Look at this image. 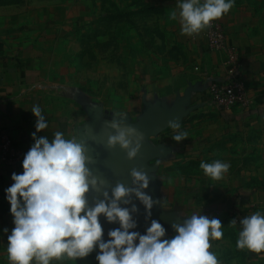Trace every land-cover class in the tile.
<instances>
[{
	"label": "crops",
	"instance_id": "obj_1",
	"mask_svg": "<svg viewBox=\"0 0 264 264\" xmlns=\"http://www.w3.org/2000/svg\"><path fill=\"white\" fill-rule=\"evenodd\" d=\"M128 6L142 4L144 7L162 8L166 14L179 12L180 0H119ZM106 0H0V138L6 137L19 150L27 153L34 144L32 133L36 132V117L31 112L38 105L46 117L48 128L36 132L37 138H53L56 131H62L66 138L78 136L85 115L80 110L68 111L51 89L59 87L57 73L62 70L58 59L66 56L64 44L69 28L80 27L92 20ZM222 26L227 42L236 49L240 59V78L245 88L248 104L229 110H220L213 104L208 85L213 81H225L227 57L221 52L209 51L205 46L204 30L195 36L182 35L199 65L200 79L196 91L191 94L195 109L187 118L201 117L200 125L194 131L204 128L205 133L192 135L176 143L171 139L174 131L159 133L149 139L152 147L164 148V156L149 162L155 166L151 174L156 181V200L161 204L152 210L168 213L182 224L194 211L188 212L184 205L186 198H171L160 172L163 168L178 169L181 160L198 154L204 145L226 134H241L264 128V0H234L230 12L216 20ZM178 27L181 29L179 19ZM174 23H172L173 25ZM74 31V30H72ZM178 93L165 83L149 84L145 90L148 102H160L170 106ZM140 99V114L143 104ZM136 111H138L136 109ZM139 114V115H140ZM138 113L135 117L139 116ZM130 117V116H129ZM86 120V119H85ZM84 120V123L86 122ZM132 122L135 120L130 118ZM181 122V123H182ZM195 124L196 122H192ZM180 124V123H179ZM191 124V123H190ZM187 126V125H186ZM170 128V127H169ZM186 129V128H185ZM23 161V160H22ZM22 161L0 168V264H9L7 259V237L14 228L10 204L6 199L9 186L14 183L13 173L22 174ZM175 175V174H174ZM249 178V177H248ZM240 178L236 193L215 206L214 215H224L226 222L238 218L235 228L241 230L240 221L259 211L264 214V184L254 186L250 179ZM177 174L173 186L180 185ZM244 182V183H243ZM170 186V185H169ZM178 193V191L176 192ZM173 203L172 207H168ZM151 210V211H152ZM8 231L5 232L4 230ZM233 229V228H232ZM170 234H166V237ZM264 254V253H261ZM53 264H98L91 256L80 260L54 261Z\"/></svg>",
	"mask_w": 264,
	"mask_h": 264
},
{
	"label": "clouds",
	"instance_id": "obj_2",
	"mask_svg": "<svg viewBox=\"0 0 264 264\" xmlns=\"http://www.w3.org/2000/svg\"><path fill=\"white\" fill-rule=\"evenodd\" d=\"M233 6L234 0H180L179 12L172 11L170 18L179 19L181 34L191 37L210 28ZM31 112L36 117V132L48 128L38 105ZM124 117L123 113H113L112 119L104 122L102 133L90 127L83 140L80 134L66 138L62 131H56L51 140L32 133L34 144L24 155L23 172L13 173L14 183L5 189L14 223L7 237L9 264L76 261L87 258L97 248L98 264H220L217 255L210 251L211 241L221 240L224 235L218 218L192 214L182 224H172L175 235L171 238H165L166 229L157 220H151L145 234L130 231L137 228L132 214L138 209L134 204L131 209L121 207V201L129 204L127 198L134 194L145 207L146 219L151 217L153 206L161 204L142 191L149 187L150 177L141 169L130 171L134 187L118 182L111 190V198L108 191H103L104 199L89 206V192H101L107 184L89 167L96 163L91 145L98 142V137H106L105 147L109 150L119 146L129 161L141 151L144 134L126 124ZM169 127L174 131L173 141L180 143L187 139L188 133L181 130L179 122L170 121ZM200 168L206 176L219 181L230 165L220 160L201 161ZM101 215L109 223L120 225L108 231L107 241ZM240 224L237 249L264 253V214L257 211ZM231 226H236L235 220Z\"/></svg>",
	"mask_w": 264,
	"mask_h": 264
},
{
	"label": "rangeland",
	"instance_id": "obj_3",
	"mask_svg": "<svg viewBox=\"0 0 264 264\" xmlns=\"http://www.w3.org/2000/svg\"><path fill=\"white\" fill-rule=\"evenodd\" d=\"M178 26L177 20L162 8L142 4L131 7L119 0H106L92 20L69 28V39L64 44L66 56L58 59L62 67L57 73L59 87L51 92L66 110H80L87 116L82 126L89 120L88 110L93 108H100L110 120L113 113L120 112L137 121L142 114L140 99L143 104L149 84L165 83L182 96L188 87L200 83L199 65ZM137 113L140 115L135 117ZM200 120L199 116L184 120L181 130H190L192 135L205 133L203 127L193 130ZM172 131L170 127L162 134ZM178 160V169L163 168L160 178H165L163 183L174 201L176 197L190 201L181 204L188 212L220 219L224 235L221 240L211 241L210 249L220 264H264V254L237 249V228L231 222L225 223L223 214L215 216L213 211L227 194L232 197L236 193L240 178L245 182L249 177L253 186L257 183L255 187L264 184V128L220 136L186 162ZM215 160L230 165L219 181L206 176L200 168L201 161ZM174 174L179 183L182 180L180 185L173 186ZM233 220L238 223V218ZM167 234L170 235L165 238H171L175 232Z\"/></svg>",
	"mask_w": 264,
	"mask_h": 264
},
{
	"label": "water",
	"instance_id": "obj_4",
	"mask_svg": "<svg viewBox=\"0 0 264 264\" xmlns=\"http://www.w3.org/2000/svg\"><path fill=\"white\" fill-rule=\"evenodd\" d=\"M196 89V86L188 87L182 96H176L170 106L163 105L160 102L151 103L144 99L142 114L137 118V121L130 122L128 116L124 117L126 124L137 128L144 134L141 151L134 160L129 161L126 158V153L120 149L119 146L115 149H107L105 147L106 137L103 135L98 137V142L91 145L94 150L92 154L96 159V163L89 165V167L94 175L106 180L107 184L102 187L101 192H96L94 190L89 192L88 201L90 207L94 206L96 200L104 199L102 195L103 191H108L109 198H111V190L118 182L123 183L126 187H134L130 175L132 168L141 169L149 175V187L142 191L156 200L157 184L155 178L151 175L155 171V166H149V162L164 156L165 150L160 146L152 147L149 144V139L156 137L159 133L169 128L170 121L181 123L183 119L187 118L189 113L195 109V107L190 106V104L191 94L196 91ZM88 118V122L78 130V136L80 134L82 140L87 138L85 133L88 128L91 127L95 129L97 133H102L104 122L110 120L103 115L100 108L88 110ZM127 199L130 200V203L124 204L123 201H121V207H128L131 209L134 204L138 209V212L132 214L133 219L137 221V228L131 229L130 231H138L141 234H145L147 227L150 226L151 220H157L166 229L167 234L171 231L174 232L172 224H179L170 214L165 213L158 208L152 210L151 217L146 219L145 207L139 199L135 197L134 194ZM100 222L104 228L105 241L109 239L107 235L108 231L120 227L119 223H109L103 215L100 217ZM98 252L99 249L97 248V250L90 255L93 261L97 263L96 255Z\"/></svg>",
	"mask_w": 264,
	"mask_h": 264
},
{
	"label": "built area",
	"instance_id": "obj_5",
	"mask_svg": "<svg viewBox=\"0 0 264 264\" xmlns=\"http://www.w3.org/2000/svg\"><path fill=\"white\" fill-rule=\"evenodd\" d=\"M205 46L209 51L226 55V80L213 81L207 89L210 98L220 110H229L238 105L248 104L245 88L240 78V59L234 47L226 39L220 23L214 21L204 30ZM23 151L13 146L6 137L0 138V168L12 166L23 160Z\"/></svg>",
	"mask_w": 264,
	"mask_h": 264
}]
</instances>
